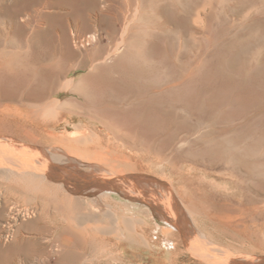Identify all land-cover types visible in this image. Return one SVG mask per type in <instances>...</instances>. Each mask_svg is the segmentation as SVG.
Returning <instances> with one entry per match:
<instances>
[{"label":"rangeland","instance_id":"obj_1","mask_svg":"<svg viewBox=\"0 0 264 264\" xmlns=\"http://www.w3.org/2000/svg\"><path fill=\"white\" fill-rule=\"evenodd\" d=\"M117 48L90 72L95 56L102 59ZM0 51L30 72L41 59L54 61V70L60 64L75 68L72 76L83 78V85L79 93L67 91L61 98L85 125L69 124L64 134H90L102 125L119 144H114L115 152L141 163L138 171L128 173L125 185L133 179L150 192L151 186L176 189L190 239L186 242L175 231L169 240L176 259L171 264H211L196 251L210 247L208 253H220V246L234 249L237 264H264V0H0ZM24 81L17 75L9 78L14 85ZM135 93H142L140 99ZM134 98L144 109L157 101L159 117L153 120L132 105ZM7 172L0 174V247L5 249L20 234L40 236L28 225L38 219L36 212L11 213L15 204H25V191L14 192L15 185L24 187ZM130 199L113 204L141 219L139 231L157 229L153 212L146 209L149 199ZM236 215L237 224L232 220ZM50 233L44 236L54 238ZM114 241L89 247L86 258L70 264H104L115 258L119 264L149 262L129 243L118 247ZM55 258L46 264H56Z\"/></svg>","mask_w":264,"mask_h":264},{"label":"bare ground","instance_id":"obj_2","mask_svg":"<svg viewBox=\"0 0 264 264\" xmlns=\"http://www.w3.org/2000/svg\"><path fill=\"white\" fill-rule=\"evenodd\" d=\"M118 51L117 48L102 59H96L95 56L90 66V72L95 71L99 64L107 62ZM55 64L54 61L44 62L41 59L36 64V71L30 72L28 68L17 63L7 51H0V174L3 175L8 171L9 173H7L12 176V180L24 187L15 185L12 188L14 192L15 190L19 193L25 191V204L19 206L17 201L18 204H15V208L11 206L13 209L11 213L14 211L17 213L25 211L28 214L36 212L38 219L31 221L28 225L40 235L27 238L20 234L17 243L7 249L0 247V256H10L6 261L0 260V264H46L53 256L56 257V264H70L86 258L85 255L89 247L95 248L97 244L102 242H107L109 245L111 240H115L112 245L116 244L118 247L126 246L129 243L136 250L135 252L141 253L149 259L147 264H171L175 262L176 259L174 261L171 258L175 253L171 254L173 250L169 247V240L172 235L176 234L175 231H180L186 242L190 239V226L188 227V223L184 219L186 215H184L179 204L180 201L176 199L177 196L175 197L176 193L174 195L176 189L163 184L164 186L156 189L151 186L150 192L148 189L138 187L137 182L133 179L130 181L132 182L130 185H125V179L132 175H128V173L138 171L141 163L136 157H129V154L118 153L119 150L115 152L113 148L115 140L113 141L114 138L112 139L110 133L106 132L102 125L98 126V131H92L90 134L81 133L79 130L64 134L69 124L85 125L84 119L76 116L72 108L67 106L68 100L63 101L61 98V95L67 91L72 94L79 93L80 86L83 85V78L72 76L75 68H67L61 64L57 66L58 69L54 70ZM16 75L25 78V81L15 85L10 83L9 78ZM157 91L154 92L157 93L156 95H158ZM141 94L137 96L135 93V96L139 97ZM153 96V92L149 93V100ZM139 99L137 98V100ZM141 101H145L142 96ZM141 101L133 102L132 105L144 109ZM154 102L156 105L157 101ZM153 104H148V108L144 110L147 111L150 118L155 120L156 117H159V107ZM143 114L141 115L144 116ZM198 122L200 123V120ZM214 133L215 131L212 134ZM201 137L203 136L201 135ZM221 137L223 136L221 135ZM47 138L52 141L56 140L60 144L45 143ZM176 139L174 140L176 141ZM215 140L219 143L218 139ZM220 140L223 143L221 138ZM184 143L185 140H181L179 144L183 146ZM117 144L115 145L119 148V144ZM219 145V147L216 145L215 147L221 150V142ZM223 154H220L221 157L218 160L222 158ZM143 158L145 159V157ZM214 158H216L215 155ZM225 165L227 166V164ZM131 197L149 199V206H151L146 207V209L149 208L147 211L153 212V219H155L159 228L157 229L160 231L154 228L150 230L144 228L139 231L136 226L142 222L141 219L137 215L128 214L120 207L117 208V204H113L114 200L126 201L125 199L131 200ZM144 207L142 208L144 209ZM138 208L140 209V207ZM234 212L237 214V203L233 205ZM49 217L53 219V225L48 222ZM217 218L228 221V217L218 215ZM232 220L236 221L237 224V215ZM61 231L69 234L67 239L60 237ZM47 232L53 233L54 238L44 236ZM159 238L162 241L158 240ZM209 241L207 243H212L214 247L217 245ZM173 245L176 248V244ZM208 248L205 249L208 250ZM218 248L222 252L219 253L217 250L214 253L209 250L210 253H208L207 250V252L202 250V252L196 251L197 253H195L211 264H237V253L232 251L233 248L227 249L226 247L225 249L224 246V249L221 246ZM131 253L133 254V252ZM203 262L206 264L205 261L201 260V263ZM119 263L121 262L116 258L104 262V264Z\"/></svg>","mask_w":264,"mask_h":264}]
</instances>
